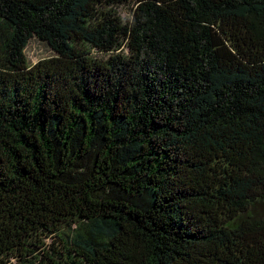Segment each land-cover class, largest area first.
<instances>
[{"label":"trees","instance_id":"obj_1","mask_svg":"<svg viewBox=\"0 0 264 264\" xmlns=\"http://www.w3.org/2000/svg\"><path fill=\"white\" fill-rule=\"evenodd\" d=\"M10 260L264 264V0H0Z\"/></svg>","mask_w":264,"mask_h":264},{"label":"rangeland","instance_id":"obj_2","mask_svg":"<svg viewBox=\"0 0 264 264\" xmlns=\"http://www.w3.org/2000/svg\"><path fill=\"white\" fill-rule=\"evenodd\" d=\"M118 11L121 12L123 17L127 18L129 16L130 10L128 6H122L118 8ZM25 53H26L27 61L30 65L31 64L33 65L34 63H36L41 59H47L55 56V52L46 43L35 37L29 40L25 48ZM91 53L99 58L101 57L100 53L97 52L95 49H93ZM8 264H17V263L14 260H10Z\"/></svg>","mask_w":264,"mask_h":264}]
</instances>
